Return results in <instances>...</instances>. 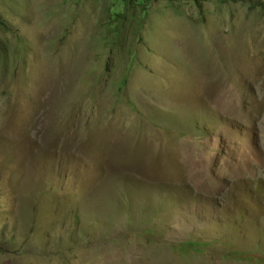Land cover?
I'll return each instance as SVG.
<instances>
[{"label": "rangeland", "instance_id": "obj_1", "mask_svg": "<svg viewBox=\"0 0 264 264\" xmlns=\"http://www.w3.org/2000/svg\"><path fill=\"white\" fill-rule=\"evenodd\" d=\"M0 0V264H264V0Z\"/></svg>", "mask_w": 264, "mask_h": 264}, {"label": "trees", "instance_id": "obj_2", "mask_svg": "<svg viewBox=\"0 0 264 264\" xmlns=\"http://www.w3.org/2000/svg\"><path fill=\"white\" fill-rule=\"evenodd\" d=\"M121 1L123 2V5H125L126 9L128 10L130 7L129 0H121ZM146 1H148V0H136V5L137 6H144ZM166 1L171 2V3H177V2H180L181 0H166ZM219 1L223 2V3H227L230 0H219Z\"/></svg>", "mask_w": 264, "mask_h": 264}]
</instances>
